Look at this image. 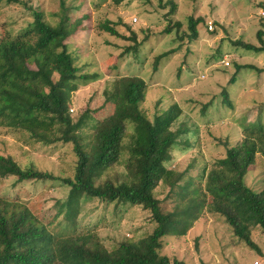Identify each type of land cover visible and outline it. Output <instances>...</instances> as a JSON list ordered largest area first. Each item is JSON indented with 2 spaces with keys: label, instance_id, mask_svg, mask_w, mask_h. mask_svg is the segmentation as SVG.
Listing matches in <instances>:
<instances>
[{
  "label": "rangeland",
  "instance_id": "374dc122",
  "mask_svg": "<svg viewBox=\"0 0 264 264\" xmlns=\"http://www.w3.org/2000/svg\"><path fill=\"white\" fill-rule=\"evenodd\" d=\"M20 1H0V38L17 34L32 21V10L38 11L49 25L62 23L69 28L65 44L76 66L83 67L84 73L100 75L80 83L72 94L69 114L73 121L86 112L94 120L111 113V107L104 105L103 92L120 77L145 81L147 92L140 107L150 120L173 104L181 108L174 128L184 123L189 133L173 149L166 167L184 173L180 185L198 188L207 201L185 236L163 239L160 254L185 264H264V229L248 225L258 253L239 241L225 219L210 210L211 202L222 196L246 197L236 183L235 171L218 163L228 148L237 147L244 138L254 146V159L246 168L243 185L264 197V52L234 45L238 41L260 47L257 32L264 34V0ZM63 15L68 18L65 23ZM190 18L201 20L194 40L188 38ZM105 24L126 38L134 33L140 44L137 50L126 52L135 42L111 36L102 28ZM224 54L232 55L225 56L228 67L222 63L224 67H214ZM27 97L36 104L42 92L35 87ZM0 155L11 157L21 168L32 166L54 176L53 180L25 182L13 176L0 178V200L25 208L55 238L91 234L112 252L120 242L145 238L155 226L149 211L139 205L106 204L73 195L61 181L74 177L76 158L71 144L45 145L24 130L2 126ZM123 171L116 165L104 180L120 183ZM154 196L164 213L186 203L162 184Z\"/></svg>",
  "mask_w": 264,
  "mask_h": 264
},
{
  "label": "trees",
  "instance_id": "16d2710c",
  "mask_svg": "<svg viewBox=\"0 0 264 264\" xmlns=\"http://www.w3.org/2000/svg\"><path fill=\"white\" fill-rule=\"evenodd\" d=\"M4 1L21 4L20 0ZM60 6L63 10L64 3ZM31 14L32 21L25 28L0 38V127L24 130L45 145L71 144L76 158L74 177L61 181L73 195L106 204L139 205L149 211L155 226L145 238L135 243L120 242L109 252L91 234L55 238L25 208L0 200V264H185L160 254L163 239L185 236L207 201L204 195L198 194V188L180 185L184 173L166 167L173 149L180 147L189 133L184 123L174 128L182 114L181 108L173 104L150 120L140 107L147 92L145 81L140 77H120L103 92L104 105L111 107V113L94 120L86 112L73 121L69 114L72 94L80 83L92 82L100 75L84 73L83 67L76 66L65 44L71 33L69 28L65 29L62 23L55 27L49 25L38 11L32 10ZM62 17L65 23L68 18ZM200 22V19H189V40L197 38L196 26ZM102 28L111 36L135 42L126 52L136 51L140 45L134 33L126 38L108 24ZM263 36V32H257L260 47L238 41L234 45L264 52ZM35 87L40 88L42 99L33 104L27 93ZM128 130L131 132L127 133ZM259 134L262 139L261 126ZM253 147L244 138L237 147L228 148L226 157L218 161L235 171L236 183L246 197L222 196L211 202L210 210L225 219L239 241L259 253L248 225L253 223L264 229V197L243 185L246 168L254 159ZM261 151L264 155V144ZM116 165L124 169L123 181L115 184L110 179L104 180ZM10 176L18 182L55 179L52 174L32 166L21 168L11 157L0 155V178ZM160 184L167 186L170 194L176 191L180 202L186 203L183 206L178 203L172 212L164 213L154 196Z\"/></svg>",
  "mask_w": 264,
  "mask_h": 264
},
{
  "label": "crops",
  "instance_id": "0c3cea01",
  "mask_svg": "<svg viewBox=\"0 0 264 264\" xmlns=\"http://www.w3.org/2000/svg\"><path fill=\"white\" fill-rule=\"evenodd\" d=\"M220 37H215V41H220ZM225 56H228V57H231L232 55L230 54H228V55H226V54H224V55H222V57H221V59H220V62L218 63V64H214V67H224L222 64H221V61H222V59L225 57ZM234 56V55H233ZM227 69V68H226ZM229 83H231V82H229ZM223 92H225V91H223ZM221 95H223V93L221 94ZM172 155V154H171Z\"/></svg>",
  "mask_w": 264,
  "mask_h": 264
},
{
  "label": "built area",
  "instance_id": "2783aa9c",
  "mask_svg": "<svg viewBox=\"0 0 264 264\" xmlns=\"http://www.w3.org/2000/svg\"><path fill=\"white\" fill-rule=\"evenodd\" d=\"M263 14V13H262ZM208 28V31H212V29H213V27H212V25L211 24H209L208 23V26H207ZM222 64H224V66H226V67H228V65H229V63L226 61V57L225 58H223V60H222V62H221Z\"/></svg>",
  "mask_w": 264,
  "mask_h": 264
}]
</instances>
